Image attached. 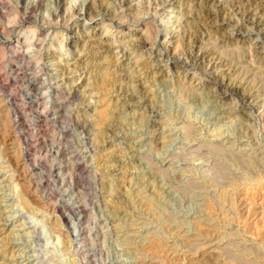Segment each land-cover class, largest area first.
Listing matches in <instances>:
<instances>
[{
  "label": "clouds",
  "instance_id": "clouds-1",
  "mask_svg": "<svg viewBox=\"0 0 264 264\" xmlns=\"http://www.w3.org/2000/svg\"><path fill=\"white\" fill-rule=\"evenodd\" d=\"M37 2L30 0V4ZM39 2L45 7L35 13L30 26L25 27L23 17L14 19L0 39L2 45L15 36L23 53L18 67L25 77V95L13 107L15 93H0V103L8 104L20 134L25 131L19 128L20 115L29 129L36 128V117L26 109L39 104L36 111L47 118L51 151H56L61 147L57 131L61 117L75 116L78 124L68 129L72 146L79 153L76 159L88 162L90 158L93 183L106 174L97 162L108 155L103 149L111 141L119 160L108 167L117 174L134 175L128 195L136 190L143 198L149 177L162 182L169 193L167 198L153 200L151 210L137 206L125 217L101 208L90 225L97 230L91 249L80 245L79 236L73 241L80 253L77 264L84 258L91 264L86 254L93 249L103 264H181L179 258L190 250L174 242L168 245L172 239L165 231L168 218L202 215L213 191L207 180L219 184L228 179L229 170L222 166L225 158L264 165V0H211L207 15L205 0H199V7L197 0H179L178 6L177 0H131L128 8L126 0H101L108 11L97 0H64L63 15L60 0ZM90 3L92 12L87 11ZM0 7L15 17L19 0H0ZM73 33L79 38L75 43ZM105 44L110 56L104 55ZM7 59L0 48V74L11 75L6 72ZM83 81L87 83L78 88ZM30 84L37 85L35 94ZM248 93L253 94L250 102ZM112 98L116 102L108 123L101 108ZM105 123L114 135L102 131ZM32 135L30 131L25 136L24 153ZM160 137L162 147L157 146ZM25 162L28 169L33 167L27 155ZM52 162H57L55 157ZM9 175L4 203L11 212L9 219L20 218L14 234L26 238L21 257L45 264L55 255L65 264L62 246L55 243L48 227L54 213L22 204L15 190L16 173ZM50 190L52 206L71 219L69 229L74 234L82 231L79 201ZM117 191L113 185L108 198ZM98 203V197L94 198L89 211L95 212ZM133 214L136 227L129 230ZM155 244L160 245L159 253L146 251ZM67 251L75 256L70 244ZM225 254L230 264H264V245L239 251L228 247Z\"/></svg>",
  "mask_w": 264,
  "mask_h": 264
},
{
  "label": "rangeland",
  "instance_id": "rangeland-1",
  "mask_svg": "<svg viewBox=\"0 0 264 264\" xmlns=\"http://www.w3.org/2000/svg\"><path fill=\"white\" fill-rule=\"evenodd\" d=\"M97 3L103 11H108L103 7L101 0H97ZM130 5L131 0H126L124 6L128 8ZM178 5L179 0H177ZM210 5L211 0H205V15L208 14ZM44 7L45 5L39 0L35 4H30V0H19L15 17L6 14L0 7V39L3 38V30L12 27L14 19L19 20L20 17H23L25 27L30 26L35 13L43 11ZM65 7L64 0H60L61 15H63ZM197 7H199V0H197ZM26 9L27 15L25 16ZM87 11H94L91 3L88 5ZM81 31L83 30L81 29ZM135 35L139 37L140 34L136 33ZM78 39L74 35L73 43ZM84 39L87 37L85 36ZM79 42L81 45L83 44V40H79ZM23 43V38H20L19 45L22 46ZM141 43L143 44L144 41L141 40ZM179 46L177 44V47ZM0 48H3V53L8 58L6 72L11 73V75L0 74V90H7L6 94L14 92L13 96L17 98V102H20L25 95V77L20 73L18 67L23 53L18 50L15 36L11 41L0 45ZM103 48L104 55L110 56L111 51L108 45L105 44ZM48 55V53L45 54V59L48 58ZM61 70L64 71V69ZM86 83L87 81H83L77 87L82 88ZM28 87L33 94L38 91L35 84H30ZM0 93L3 92L0 91ZM246 95L250 102L253 94ZM2 99L3 96H0V100ZM115 102V98L109 99L101 108L103 119L108 123L112 121ZM0 105V147L3 149V152L0 153L3 158L0 162V264H35L34 261H26L21 257L20 252L26 238L14 234V229L20 218L9 219L11 212L4 203L3 190L11 179L10 172L16 173L15 190L22 196V204L27 205L29 209H45L49 213H54L52 220L48 222V227L51 233H54L55 243L62 246L61 251L64 252L66 258L65 264H77L80 253L77 245L73 242L76 236H79L82 247L86 246L91 249L97 237V230H94L90 225L94 216L99 215L101 208L106 207L110 212L125 217L137 206L151 210L154 207L153 200L168 197V189L162 187V182L151 177H149L150 186L145 190L143 198L139 197L136 190L128 195L131 185L135 182L134 175L131 172L125 175L123 171L117 174L115 168L108 167L109 164L119 160L118 154L113 152L111 141L103 149V152L108 155L97 162L101 173H105L106 170V174L97 176L93 183L90 179L91 169L88 167L90 158L88 162H85L83 158L76 159L79 153H76L72 146V133L68 129L73 128L74 124H78L75 116L61 117L60 128L57 130L61 137V147L56 151H51L52 139L47 118L36 111L39 104H29L26 109L36 117L35 129H29V125L25 123L23 115H21L22 125L19 128L25 130L24 135L20 134L9 106L2 103ZM108 123L100 127L103 132L114 135L112 129L108 127ZM30 131L33 135L27 142L29 150L24 153L25 136ZM163 142V137H160L157 146L162 147ZM215 143L219 144L220 141H215ZM50 151L51 156H49ZM25 155L28 157V162L33 164L31 169L27 168ZM53 157L56 158V163L52 162ZM222 166L229 170L228 179L219 184L214 183L211 178L207 180V186L211 187L213 191L208 193L202 215H193L186 220L183 217L178 220L169 217V223L165 225V231L172 238L168 241V245L170 246L174 242L180 248L190 250L189 254L179 258L181 264H230L225 254L226 248L232 247L239 251L256 245H264V165L256 160L243 163L240 158L227 157L222 161ZM177 178H179V174ZM113 185L118 191L109 199L108 194L113 190ZM50 189H56L58 197L64 196L79 201L80 219L83 221L82 231L78 230L74 234L69 229L71 219L64 215L63 209L52 206ZM101 189L102 191H99ZM96 197H98L99 203L95 206V212H90L92 200ZM8 203L11 204V200ZM148 214H151L154 220L157 219L155 214L150 212ZM134 215L129 217V230H135ZM99 238L103 240L102 230H99ZM18 239L20 242H17ZM33 243L36 241L33 240ZM69 244L75 256L67 251ZM146 251L159 253L160 245L149 246ZM27 255L28 253L25 252L24 257ZM104 255L106 256L107 253ZM86 257L91 258V264H103V260L97 257L94 249L87 253ZM45 264H60V258L55 255L51 256L48 261H45ZM79 264H88V259H81Z\"/></svg>",
  "mask_w": 264,
  "mask_h": 264
},
{
  "label": "bare ground",
  "instance_id": "bare-ground-1",
  "mask_svg": "<svg viewBox=\"0 0 264 264\" xmlns=\"http://www.w3.org/2000/svg\"><path fill=\"white\" fill-rule=\"evenodd\" d=\"M99 4V3H98ZM38 5V4H37ZM30 8V7H29ZM92 8V7H91ZM31 9H33V8H31ZM34 10V9H33ZM14 84V83H13ZM0 91H2L3 92V94H6L5 93V91H7V90H3V89H1ZM11 103H12V105H13V107H15L16 105H17V103H19V102H17V98L16 97H14L13 95L11 96ZM8 105V104H7ZM1 106V105H0ZM18 114H19V110H18ZM21 115H20V119H19V126H21L22 125V123L20 122L21 121ZM64 122V121H63ZM16 124V123H15ZM26 128V127H25ZM35 164V163H34ZM259 184H261V183H259Z\"/></svg>",
  "mask_w": 264,
  "mask_h": 264
}]
</instances>
